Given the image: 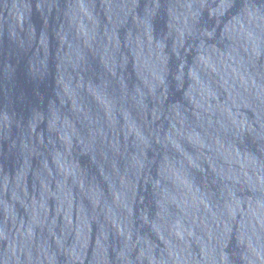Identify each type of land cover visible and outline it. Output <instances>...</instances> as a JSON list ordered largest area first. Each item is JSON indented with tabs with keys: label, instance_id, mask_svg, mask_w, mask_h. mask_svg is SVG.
<instances>
[{
	"label": "water",
	"instance_id": "95a60500",
	"mask_svg": "<svg viewBox=\"0 0 264 264\" xmlns=\"http://www.w3.org/2000/svg\"><path fill=\"white\" fill-rule=\"evenodd\" d=\"M0 264H264V0H0Z\"/></svg>",
	"mask_w": 264,
	"mask_h": 264
}]
</instances>
